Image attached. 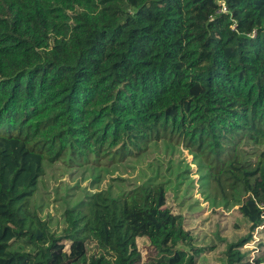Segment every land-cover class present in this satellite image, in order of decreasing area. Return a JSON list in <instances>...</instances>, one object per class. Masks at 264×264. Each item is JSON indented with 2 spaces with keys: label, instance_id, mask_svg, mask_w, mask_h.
Masks as SVG:
<instances>
[{
  "label": "trees",
  "instance_id": "1",
  "mask_svg": "<svg viewBox=\"0 0 264 264\" xmlns=\"http://www.w3.org/2000/svg\"><path fill=\"white\" fill-rule=\"evenodd\" d=\"M162 138L249 222L219 264H264L241 251L264 222V0H0V264H197L214 246L195 244L163 181L99 190L59 232L29 202L45 161L120 160Z\"/></svg>",
  "mask_w": 264,
  "mask_h": 264
},
{
  "label": "rangeland",
  "instance_id": "2",
  "mask_svg": "<svg viewBox=\"0 0 264 264\" xmlns=\"http://www.w3.org/2000/svg\"><path fill=\"white\" fill-rule=\"evenodd\" d=\"M241 146L252 154L257 152L251 143L243 141ZM83 158L67 153L54 163L45 161V173L29 198L56 232L65 225L67 208L87 205L91 195L99 190H107L111 197L119 198L138 185L159 181L165 182L167 204L174 213L183 215L184 226L191 231L195 244L214 246L197 258V264L224 263L226 244L249 232V222L234 202L237 196L223 199L216 193L209 170L181 139L162 138L149 143L137 155L129 154L120 160ZM251 236L241 248L249 258L264 252V222ZM137 245L144 259L153 254L145 237L137 238ZM85 249L88 254L95 253L97 245L87 240Z\"/></svg>",
  "mask_w": 264,
  "mask_h": 264
},
{
  "label": "built area",
  "instance_id": "3",
  "mask_svg": "<svg viewBox=\"0 0 264 264\" xmlns=\"http://www.w3.org/2000/svg\"><path fill=\"white\" fill-rule=\"evenodd\" d=\"M220 4H221V10L222 11H225V4L223 1H220Z\"/></svg>",
  "mask_w": 264,
  "mask_h": 264
}]
</instances>
